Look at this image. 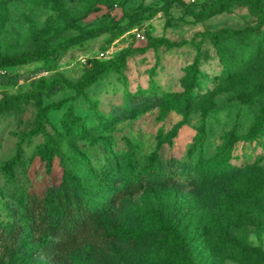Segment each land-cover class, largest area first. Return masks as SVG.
<instances>
[{
  "label": "rangeland",
  "instance_id": "rangeland-1",
  "mask_svg": "<svg viewBox=\"0 0 264 264\" xmlns=\"http://www.w3.org/2000/svg\"><path fill=\"white\" fill-rule=\"evenodd\" d=\"M162 3L0 0V59L53 51L92 27H121L60 48L55 60L0 69V229L16 226L10 203L63 181L92 209L74 264H264V12L234 0L194 22L183 6ZM139 5L160 10L130 24ZM162 39L170 45L156 44ZM121 48L131 52L119 71L78 90L90 67ZM49 103L58 106L38 120ZM256 119L260 130L245 140ZM63 120L85 132L60 135ZM48 136L56 141L46 167L37 149ZM154 217L175 223L186 263L176 240L165 239L171 231L150 225ZM54 233L52 225L45 238ZM43 237L24 231L12 240L0 230V264H53L38 252Z\"/></svg>",
  "mask_w": 264,
  "mask_h": 264
},
{
  "label": "trees",
  "instance_id": "trees-1",
  "mask_svg": "<svg viewBox=\"0 0 264 264\" xmlns=\"http://www.w3.org/2000/svg\"><path fill=\"white\" fill-rule=\"evenodd\" d=\"M232 1L234 0H201L193 4H184L179 0H163L162 6L168 7L172 3L179 4L184 7V10L188 12L192 20L196 22L224 10L226 5ZM252 1L264 12V4L261 0ZM199 6L207 8L204 10H193V8ZM188 7L190 9H188ZM158 10L160 9L156 7L139 5L137 9L128 15L130 24L136 22L141 15H151ZM120 30L121 27L115 24L92 27L86 29L81 34L66 39L53 51H42L37 53L20 52L11 57L0 59V69L8 66L25 64L34 59H41L45 62L55 60L61 52L58 51L60 48H66L70 44L78 43L84 38H91L103 33L115 35L119 33ZM156 44L170 45L165 39L158 40ZM130 52L131 49L129 48H121L117 52L114 60H107L96 66L90 67L80 78L77 86L78 90H81L86 84L93 82L106 72L119 71L123 66L125 57ZM168 96L171 95L169 94ZM20 98L19 95H15L8 97L7 100L13 101L19 100ZM52 106L56 107L58 104L49 103L43 106L41 110L37 112L36 118L39 120L41 117H44L45 110ZM1 113L2 109L0 108V114ZM96 116H100V113L96 112ZM259 130L260 121L256 119L242 138L251 140ZM84 132L85 130L82 125L74 127L63 120L62 133L59 134L78 135ZM55 141L54 137L48 136L37 149L39 158L44 161L46 167H49L51 163ZM77 154L78 156H83L81 153L77 152ZM64 176H70V173L66 172ZM168 179H170V177H168ZM102 180L104 185H108L110 182V179L107 177H103ZM9 209L16 226L11 225L6 227L5 230H0L5 232L12 240H17L24 231L34 238L43 235V239L37 246L38 252L47 261L53 264H74L72 262V253L83 244L84 239L92 232L93 225L90 219L92 209L87 202V198L83 194L73 191L68 185L63 183V181L60 182L58 189L53 191V193H51L50 188H46L42 192L27 193L21 201L10 203ZM152 220L150 225L164 227L171 231L172 238L162 237V239L165 238L166 240L172 241L174 238L181 259L186 263L188 261L186 245L180 239V233L175 223L170 220L162 221L158 217H154ZM52 225L55 228V233L52 238L46 239L44 231ZM138 233L139 231L133 230L128 232L132 237H136ZM85 249L87 256L92 257L95 255L96 251L92 244L88 245Z\"/></svg>",
  "mask_w": 264,
  "mask_h": 264
},
{
  "label": "built area",
  "instance_id": "built-area-1",
  "mask_svg": "<svg viewBox=\"0 0 264 264\" xmlns=\"http://www.w3.org/2000/svg\"><path fill=\"white\" fill-rule=\"evenodd\" d=\"M180 2L184 3V4H193V3H197L201 0H179ZM132 33L134 35V37L136 39H143V33H142V30L140 28H132ZM104 57L106 56V50H100V51H97V57Z\"/></svg>",
  "mask_w": 264,
  "mask_h": 264
},
{
  "label": "crops",
  "instance_id": "crops-1",
  "mask_svg": "<svg viewBox=\"0 0 264 264\" xmlns=\"http://www.w3.org/2000/svg\"><path fill=\"white\" fill-rule=\"evenodd\" d=\"M228 263H229V264H230V263L232 264V263H237V262H231V261H230V262H228Z\"/></svg>",
  "mask_w": 264,
  "mask_h": 264
}]
</instances>
